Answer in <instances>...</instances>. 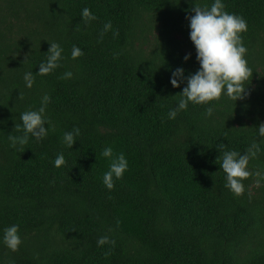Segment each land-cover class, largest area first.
Wrapping results in <instances>:
<instances>
[{
    "label": "trees",
    "instance_id": "16d2710c",
    "mask_svg": "<svg viewBox=\"0 0 264 264\" xmlns=\"http://www.w3.org/2000/svg\"><path fill=\"white\" fill-rule=\"evenodd\" d=\"M213 2L0 0V237L18 224L23 241L13 252L0 240V264H264V181L250 176L234 196L217 148L243 153L255 140L248 167L264 172V0H223L248 24L245 98L210 102L211 117L209 105L190 103L167 119L185 86L171 85L172 71L199 67L186 17ZM85 7L97 17L87 25ZM51 42L64 49L61 66L35 74ZM74 45L84 53L76 59ZM66 71L71 79L60 78ZM45 93L48 136L11 148L19 114L38 109ZM74 127L68 149L63 134ZM60 153L66 164L57 168ZM120 153L129 167L109 190L103 174ZM105 235L115 243L98 247Z\"/></svg>",
    "mask_w": 264,
    "mask_h": 264
},
{
    "label": "clouds",
    "instance_id": "9594fccd",
    "mask_svg": "<svg viewBox=\"0 0 264 264\" xmlns=\"http://www.w3.org/2000/svg\"><path fill=\"white\" fill-rule=\"evenodd\" d=\"M194 15L186 17L189 21V38L194 45L196 61L199 64L197 70L185 75V69L175 68L170 76V83L175 87L185 84L180 97L176 100L175 107L170 108L167 113L168 120H175L181 111H186L189 104L209 105L205 109V116L213 115L214 107L210 102L219 101L222 96H227L232 101L242 100L247 95L245 87L252 76V69L249 68L246 60L247 48L243 43L242 33L248 30L247 21L240 15L225 10L223 0H214L210 7L195 5L192 8ZM81 19L85 25L97 19L96 15L87 7L81 11ZM112 29L111 21L104 23L103 32L107 33ZM47 57L38 65L35 74L48 75L60 67L63 59V47L58 42L49 43ZM84 53L77 46L72 47L71 57L76 59ZM191 53L185 54L184 61L190 59ZM73 73L66 71L61 79H71ZM26 88H32L35 83L33 71H27L23 75ZM186 82V83H185ZM51 96L45 93L41 97V106L38 109H29L19 114L20 123L14 124V129L19 135H9V146L23 152L29 144L30 138L37 142L43 141L51 131L50 121L45 115ZM258 135L264 137V123L257 127ZM80 135V129L74 127L71 131L63 134L62 142L71 149ZM222 152L219 162L220 169L225 173V187L239 197L245 192L244 181L250 176H256V183L259 186L264 181V172L251 171L248 167L249 161L255 159L260 152L259 144L254 140L250 147L243 153L237 150H227L224 144L218 147ZM102 155L106 158L113 157V149L107 146L103 149ZM66 164L63 153L56 156L54 166L59 168ZM129 163L124 153H120L109 165L108 171L103 174V184L107 189L114 188V178L121 179L128 170ZM2 243L11 251L19 250L23 243L20 235V225L12 224L3 229L0 237ZM97 246L114 244L108 236L98 237Z\"/></svg>",
    "mask_w": 264,
    "mask_h": 264
}]
</instances>
